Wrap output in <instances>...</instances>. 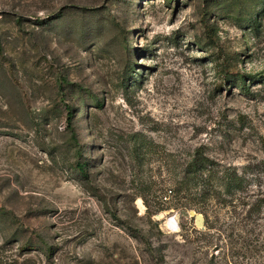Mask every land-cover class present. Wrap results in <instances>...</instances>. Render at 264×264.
Segmentation results:
<instances>
[{"label": "rangeland", "instance_id": "obj_1", "mask_svg": "<svg viewBox=\"0 0 264 264\" xmlns=\"http://www.w3.org/2000/svg\"><path fill=\"white\" fill-rule=\"evenodd\" d=\"M262 161L264 0H0V264H264Z\"/></svg>", "mask_w": 264, "mask_h": 264}, {"label": "trees", "instance_id": "obj_2", "mask_svg": "<svg viewBox=\"0 0 264 264\" xmlns=\"http://www.w3.org/2000/svg\"><path fill=\"white\" fill-rule=\"evenodd\" d=\"M245 76H242V78H244ZM243 82H245V80H243ZM124 83V82H123ZM246 86V84L244 85ZM100 106V105H99ZM69 114L71 118V114H72V110L71 108L68 107ZM204 160V159H203ZM201 161V165L202 164H206L205 160ZM200 163V162H199ZM76 170L79 174L81 175H86L87 174V170H88V163L86 162H78L76 165ZM262 174H264V161H262ZM223 181L227 184V187L229 189H236V188H240V183H241V179H239L238 177H235V175H227L223 178ZM254 205L260 207L262 206V208H264V191L262 192V197L257 198L256 202L254 203Z\"/></svg>", "mask_w": 264, "mask_h": 264}, {"label": "water", "instance_id": "obj_3", "mask_svg": "<svg viewBox=\"0 0 264 264\" xmlns=\"http://www.w3.org/2000/svg\"><path fill=\"white\" fill-rule=\"evenodd\" d=\"M198 221H199V224H202L204 222V219L200 216L197 217Z\"/></svg>", "mask_w": 264, "mask_h": 264}]
</instances>
